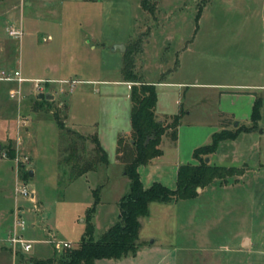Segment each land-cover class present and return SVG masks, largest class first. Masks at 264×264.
Listing matches in <instances>:
<instances>
[{
	"label": "rangeland",
	"instance_id": "rangeland-1",
	"mask_svg": "<svg viewBox=\"0 0 264 264\" xmlns=\"http://www.w3.org/2000/svg\"><path fill=\"white\" fill-rule=\"evenodd\" d=\"M19 25L22 38L9 40L8 27ZM125 55L143 81L184 83L181 102L191 110L185 122L218 130L222 124L253 125L219 143L211 159L227 167L246 163L249 169L245 180L236 175L214 180L198 187L195 198L171 201L175 204L164 210L153 206V220L141 218L143 230L167 243L138 240L131 258L98 264H264V100L260 119L252 124V101L245 94L264 99V88L246 86L264 84V0H39L24 8L21 0H0V66H15L26 79L0 81V202L8 206L15 199L11 212L26 220L25 236L34 241L29 253L59 264L66 248L53 250L55 240L77 247L96 187L100 204L92 219L93 239L117 221V203L129 180L122 163L115 162L111 128L129 124L131 103L125 85L112 86L115 96L107 100L95 91L103 94L105 86L87 80H121ZM40 76L61 82L54 84L52 103L35 107L36 96L51 87ZM229 91L242 94L223 95ZM84 99L89 115L80 110ZM59 102L63 119L69 105L76 116L95 117L107 148L106 166L72 181L57 164L62 137L51 110ZM65 122L72 126L71 119ZM17 178L31 187L34 202L16 194ZM25 253L11 249L0 264L40 261Z\"/></svg>",
	"mask_w": 264,
	"mask_h": 264
},
{
	"label": "trees",
	"instance_id": "trees-1",
	"mask_svg": "<svg viewBox=\"0 0 264 264\" xmlns=\"http://www.w3.org/2000/svg\"><path fill=\"white\" fill-rule=\"evenodd\" d=\"M133 65V60L125 55L122 75L124 80L131 82L130 132L127 135H118L115 150L116 159L122 163L124 174L129 180V189L117 203V221L97 240L93 239L92 217L100 201L99 187L92 190L94 200L85 212L84 235L77 247L63 250L58 259L59 264H96L100 259H120L135 254L139 247L141 218L148 215L150 203L195 198L198 195V187L202 188L214 180L228 181L234 175L238 177L245 171V165L219 166L206 162L205 158L216 151L221 141L233 140L241 130H252L253 125L214 131L207 143L193 149L192 157L197 163L178 166L175 188H169L157 181L145 187L140 179L139 166L151 162L162 153L161 142L164 136L175 143L181 117L186 111L180 107L177 113L160 119L156 113V86L141 80L134 72ZM263 100L261 97H255L253 101L250 115L252 124H257L260 119ZM44 103L50 104L52 101L37 95L35 107L43 106ZM61 109L63 104H57L51 110L62 137L57 164L58 169L67 175L68 181H72L89 171L97 170L101 165H107L108 155L96 133L85 135L68 127L61 117ZM63 116L65 118L66 115ZM26 177H30L29 170L26 171ZM51 262L52 259L49 258L37 261L36 264Z\"/></svg>",
	"mask_w": 264,
	"mask_h": 264
},
{
	"label": "crops",
	"instance_id": "crops-1",
	"mask_svg": "<svg viewBox=\"0 0 264 264\" xmlns=\"http://www.w3.org/2000/svg\"><path fill=\"white\" fill-rule=\"evenodd\" d=\"M36 1H39V0H23V8H24V6H27V7L34 6ZM9 40L16 41L12 38H10ZM7 67H15V66H7ZM46 70H47V72H49L51 69L46 68ZM25 77H28V76H25ZM28 78H31V77H28ZM37 79H42V80L44 79V81L47 83L48 86L51 85V87H49L47 93H50L53 95L52 100L56 99L58 89L54 84L61 82V80L56 79L55 77H51V76H46V77L40 76V77H37ZM87 82L89 84H97L98 83V84L104 85L105 87H102L103 88V94H101L100 90H95V89L94 90L98 93L99 96H102L107 100H110V98L113 99L112 97L115 96L113 94L112 89H110V88H112V86H114V85H125L126 89H127L126 95H127V98L129 99V102H130L129 94H130L131 82L124 80V78H122L121 80L88 79ZM145 82L153 83L156 86V91H157L156 113L160 119L166 115H171V114L177 113L176 111H178L180 107H182L186 111L185 114L181 117L180 124L178 126V136H177V140L175 141V143H172L169 140V138L164 136L162 138V142H161L162 153L159 156L153 158V160L151 162H149L145 165H141L138 168V171L140 174V179H141V181L145 187H148L153 182L157 181V182H160V183L166 185L169 188H175L178 166L181 164H184V163H193V164L197 163V160H195L192 157L193 149L197 146H200L202 144L207 143L209 141L210 135L214 131L218 130V128L214 125H208V124L199 125V124H193L191 122H185L184 121V118H187L191 115V110L190 109L188 110L187 108H185L183 106V102H181L182 99H184V97H185L184 94L181 93V91H180V89L183 88L184 83H181V82L175 81V80H168L165 78L163 80L149 79V80H145ZM109 85H111V87H108ZM246 86L247 87L264 88V84L263 85L251 84V85H246ZM55 91H57V92H55ZM236 92H238V93H236ZM236 92L229 91V93H223V95L228 96L229 94H231L233 96L239 97L242 94V93H240V91H236ZM84 94L85 93H83V95ZM245 94L250 96V100L252 101V105H253V101L255 99V96L252 93V91H249L248 93H245ZM160 95H161V97H160ZM116 97L118 98V94ZM76 98L77 97H75V100H76ZM58 104H59V106L62 105V103H60V102ZM252 105H251V109H252ZM79 106H81L80 110L82 111V115H84V114L89 115L91 109H90V106L87 104V101L85 99L82 102H80ZM73 108H70V105H69L68 110H67V114L64 118V121L67 118L71 119L72 120L71 128L74 127L73 129H75V127H77V128L81 127V129L84 128V133L80 132L82 134L88 135V134L96 133L98 135V138L100 140L101 145L103 146V148L105 150H107V148L104 145L103 140H102V134H101L102 130L98 128L99 124H98V121L96 120V118L93 117L91 119H87V118L82 117L81 115L76 116V114L74 113L75 108L74 109ZM221 113H228V112L221 110ZM232 116H234L235 118L238 117L239 120L241 119L239 117H242V116H237V115L235 116V114H232ZM246 117L247 116H243V118H246ZM65 124H66V122H65ZM221 128H226V127H225V125L222 124L219 127V129H221ZM129 132H130V117H129V124L127 126L124 125V127L122 126V127L111 128V133H112V136L114 137V141H115V146H114L115 162H119L116 159V154H115L116 139H117L118 135H127ZM215 152L208 156L209 162L211 164H214V165H216V164L214 162H212L211 159L213 157V154H215ZM244 165H245V171L238 177L240 179L245 180L249 167L246 163H243L242 166H244ZM102 166H106V165H101L98 167V169ZM242 166H237V167H242ZM261 166L262 165H260V167H259L260 170H261ZM122 168H123V165H122ZM89 172H91V171H89ZM31 176H33V172H32ZM1 198L2 197L0 196V199ZM14 202H15V199H14ZM14 202H12V204L8 205V206L7 205L4 206V204H2L0 202V226L1 227L8 226L11 223V221H12L11 217L13 216V213L11 212V210L13 209L12 206L15 205V204L13 205ZM162 203H164V202H158V203L152 202V203H150L149 213L146 216V218H148L149 220H153L152 219V217H153V206L163 208V210H164V208L168 209L169 207H172L173 204H175V203H170V202H167L164 204H162ZM99 204H100V201L96 205V208ZM40 206H42V205L40 204ZM96 208H95V212H96ZM26 212L29 214L30 208H26ZM95 212H94V214H95ZM164 213H166V211ZM94 214H93L92 219L94 218ZM117 218H118V214H117ZM260 225L259 226L257 225V227H256L257 231L256 230L255 231L257 232V234L259 232L258 230L260 228ZM24 233H26V230ZM146 233L147 232L143 230V226L141 223V228L139 231V240L141 241V243H143L144 240L148 239V237H149V239H151V242H150L151 246L161 245V243H164V244L167 243V240L160 241V239L157 238L156 236L153 237V234L151 232L149 234L148 233L146 234ZM247 238H248L247 236L244 237L245 242L248 241ZM55 241H57V240H55ZM66 242H68V241H66ZM45 243H47V242L45 241ZM55 243L53 244V247H54L53 250H56L55 247H57L55 245ZM150 247L148 249H150ZM144 248L142 251H145ZM57 249H59V247H57ZM30 251L26 252L25 254H28L29 256L35 258L36 260H42V259H46V258L50 257V256H48L45 258H39L36 256L35 252L29 253ZM7 253L11 254V247L5 243L0 242V256L1 257L8 256ZM52 254H53V252H52ZM131 257L124 256V257H122L120 259H116V260H123V259L131 258ZM162 257H165V255H163ZM96 264H98V262H96Z\"/></svg>",
	"mask_w": 264,
	"mask_h": 264
},
{
	"label": "built area",
	"instance_id": "built-area-1",
	"mask_svg": "<svg viewBox=\"0 0 264 264\" xmlns=\"http://www.w3.org/2000/svg\"><path fill=\"white\" fill-rule=\"evenodd\" d=\"M23 3V0H21ZM8 36L14 40H20L23 36V29L19 26H10L8 27ZM0 81H15L18 84H21L26 81L22 76L19 68L16 67H7L0 66ZM14 95V93H11ZM17 174V170H16ZM15 192L18 196L28 199L31 202H34V192L31 190V187L27 184L19 182L17 178V185ZM26 220L20 216L17 212L14 213L11 223L8 226H0V242L7 244L13 250H21L22 252H28L32 249L34 241L28 239L25 236L26 230ZM55 245L59 248H71L69 242H57Z\"/></svg>",
	"mask_w": 264,
	"mask_h": 264
},
{
	"label": "water",
	"instance_id": "water-1",
	"mask_svg": "<svg viewBox=\"0 0 264 264\" xmlns=\"http://www.w3.org/2000/svg\"><path fill=\"white\" fill-rule=\"evenodd\" d=\"M113 48H114V49H121V50L123 51V50H124V45H123V44H115V45L113 46ZM38 96H39L40 98H46V99H49V100L53 98V95L50 94V93H47V92H40V93L38 94ZM205 161L208 162V161H209V158L206 157V158H205ZM29 174H30V176H31V175H32V171H29Z\"/></svg>",
	"mask_w": 264,
	"mask_h": 264
}]
</instances>
